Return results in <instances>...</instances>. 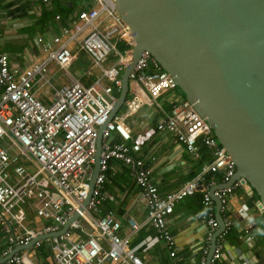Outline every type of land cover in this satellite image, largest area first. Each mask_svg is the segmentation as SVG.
Segmentation results:
<instances>
[{
    "label": "built area",
    "instance_id": "2783aa9c",
    "mask_svg": "<svg viewBox=\"0 0 264 264\" xmlns=\"http://www.w3.org/2000/svg\"><path fill=\"white\" fill-rule=\"evenodd\" d=\"M110 17L117 18L123 32L115 26L101 29V21ZM115 32L124 33L130 47L118 50L111 40ZM38 42L45 58L19 70L9 65L8 54L0 46V230L6 237L0 248V264H32L22 247L31 243L39 246L42 240L52 243L54 264L155 263L167 248L162 218L172 213L180 198L193 194L202 184L217 187L214 195L227 222L229 196L248 189L249 183L234 179L235 159L178 90L174 77L148 51L140 53L129 77L139 81L156 101L159 127L171 134L172 144L182 145L200 162L199 170L186 175L169 191L160 192L141 144L132 139L123 116L110 120L113 102L106 96L113 87L120 90L134 43L113 0H94L59 34L39 37ZM72 42L91 57L94 67L101 66L110 54L116 56L114 64L103 68L102 75L110 81L103 90L86 86L70 69ZM50 63L62 72L65 84L52 82ZM39 81L48 85L51 103L33 92ZM98 145V169L90 188ZM113 158L128 167L135 182L130 195L141 196L146 207L138 219H128V228L111 212L98 213L108 195L105 185L113 176ZM210 173H220L221 178L207 177ZM204 199L210 201L208 192ZM75 214L78 218L61 232ZM218 226L214 217L208 220L207 246ZM225 230L216 236L209 264H220ZM16 246L21 249L15 250Z\"/></svg>",
    "mask_w": 264,
    "mask_h": 264
},
{
    "label": "crops",
    "instance_id": "0c3cea01",
    "mask_svg": "<svg viewBox=\"0 0 264 264\" xmlns=\"http://www.w3.org/2000/svg\"><path fill=\"white\" fill-rule=\"evenodd\" d=\"M93 4L94 0H0V46L8 54L9 65L19 70L27 68L34 61L43 60L45 54L38 38H51L59 34L62 27L69 25L80 10ZM109 26H115L123 32L121 23L115 17L101 21V29ZM124 38V33L119 32L111 36L117 48L118 43H126ZM71 50L74 55L70 66L72 72L86 86L103 90L110 83L102 75L103 68L114 64L116 56L110 54L101 66L94 67L91 57L76 42H72ZM49 67L48 76L52 82L57 86L65 84L62 72L53 63ZM33 92L43 102H52L49 87L44 82H37ZM119 93L120 90L113 87V92L106 97L114 104ZM156 104L143 87L136 92L129 88L128 99L117 117L123 116L132 139L141 144V153L152 170V180L160 192H167L186 175L197 172L200 162L193 159L182 145L172 144L171 134L159 127ZM138 136L143 142L137 140ZM115 137L118 138V135L115 134ZM110 167L113 176L106 182L108 195L100 203L98 213L111 212L128 228V219H138L145 212L144 199L139 195H130L135 182L125 164L113 158ZM209 176L221 178L220 173H210ZM213 189L214 186L209 188L202 184L193 194L180 198L172 213L162 218L161 228L166 233L167 248L158 261L152 264H205L210 247V243L207 246L204 240L207 223L211 217L216 219ZM206 192L210 195L209 202L204 199ZM253 193L249 189H239L228 198L227 222L223 220L225 225L222 230L227 226L222 237L224 255L220 264H264V220L256 222V218L264 216V212L257 208L258 197L254 199ZM5 242V234L0 230V248L4 247ZM14 249L19 250L21 247L16 246ZM25 250L32 264L55 263L52 243L47 240H42L39 246L31 243Z\"/></svg>",
    "mask_w": 264,
    "mask_h": 264
},
{
    "label": "water",
    "instance_id": "95a60500",
    "mask_svg": "<svg viewBox=\"0 0 264 264\" xmlns=\"http://www.w3.org/2000/svg\"><path fill=\"white\" fill-rule=\"evenodd\" d=\"M113 2L134 43L110 120L128 99L129 74L136 59L141 52L148 51L174 77L178 89L235 159L234 179L249 183L248 189L258 196L256 206L263 213L264 0ZM99 150L98 145L90 188L98 169ZM216 198L219 227L210 241L205 264H209L216 236L225 225L218 212L220 200ZM77 218L78 214L70 217L61 232ZM263 220V215L256 218L259 223Z\"/></svg>",
    "mask_w": 264,
    "mask_h": 264
},
{
    "label": "rangeland",
    "instance_id": "374dc122",
    "mask_svg": "<svg viewBox=\"0 0 264 264\" xmlns=\"http://www.w3.org/2000/svg\"><path fill=\"white\" fill-rule=\"evenodd\" d=\"M141 87H142V86H141V84H140L139 81L130 78V88H131L133 91L136 92V91L140 90ZM120 112H121V110H120L118 113H120ZM140 136H141V135H140ZM140 136H138V139H137V140H140V141L143 142V140L140 139Z\"/></svg>",
    "mask_w": 264,
    "mask_h": 264
},
{
    "label": "trees",
    "instance_id": "16d2710c",
    "mask_svg": "<svg viewBox=\"0 0 264 264\" xmlns=\"http://www.w3.org/2000/svg\"><path fill=\"white\" fill-rule=\"evenodd\" d=\"M128 47H130L129 44H126V43H124V42H120V43H118V49L121 50V51L127 49ZM178 90H179V89H178ZM179 91H180V90H179ZM252 197L255 199V198H257L258 196H257V195L255 194V192H254Z\"/></svg>",
    "mask_w": 264,
    "mask_h": 264
}]
</instances>
